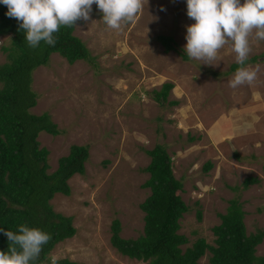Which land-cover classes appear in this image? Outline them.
<instances>
[{
  "label": "rangeland",
  "instance_id": "374dc122",
  "mask_svg": "<svg viewBox=\"0 0 264 264\" xmlns=\"http://www.w3.org/2000/svg\"><path fill=\"white\" fill-rule=\"evenodd\" d=\"M187 16L186 0H148L136 18L120 31L109 29L95 4L90 20H78L74 34L88 47L93 62L69 64L53 53L46 66L33 72L35 114L47 112L58 125L57 135L41 132L39 141L49 150V171L72 144L86 145L85 174H74L71 194L56 193L55 211L73 217L77 232L55 245L50 258H69L82 264H144L121 256L110 244V224L118 219L123 238L142 233L144 212L139 204L150 194L144 187L156 144L172 158L174 176L183 183L178 194L189 211L180 219L179 233L190 246L197 237L214 244L212 227L220 223L229 200L237 198L245 212L247 233L264 230V40L250 39L246 67L256 70L252 85L232 89L235 54L228 46L213 64L183 60ZM158 35L172 36L176 47L166 52ZM0 63L6 60L1 46ZM185 52V51H184ZM165 82L173 88L160 105L153 90ZM211 162L209 170L206 163ZM247 177L259 182L243 186ZM196 201L199 203L196 205ZM202 220L196 218L197 208ZM264 256V238L256 247ZM208 251L198 264H210Z\"/></svg>",
  "mask_w": 264,
  "mask_h": 264
},
{
  "label": "trees",
  "instance_id": "16d2710c",
  "mask_svg": "<svg viewBox=\"0 0 264 264\" xmlns=\"http://www.w3.org/2000/svg\"><path fill=\"white\" fill-rule=\"evenodd\" d=\"M7 11L0 3V37L10 36L9 43L1 46L6 60L0 63V229H3L0 251L8 249L9 241L4 231L17 232L24 224L38 227L51 236L39 257L30 264H82L67 257L50 258L57 243L77 232L73 217L55 211L51 200L56 193L71 194L68 180L74 174H85L89 149L86 145L72 144L68 154L58 159L57 167L49 171V150L41 145L38 137L41 132L57 135L60 130L49 113L32 112L38 98L32 82L34 70L48 65L53 53L60 54L69 64L78 60L93 62L94 57L74 34L75 25L61 27L54 34L55 46L41 41L37 48L29 47L24 31L18 30V21L8 17ZM157 39L166 52L176 47L172 36L158 35ZM181 52L183 60H187L186 53ZM254 60L255 57H251L245 64ZM237 67L236 62L231 64L230 71H236ZM173 86L172 82H165L160 89L153 90L154 100L160 105L178 104V100H168ZM147 154L151 160L144 167L149 173L144 187L150 189V194L139 204L144 212L142 233L134 239L123 238L120 221L113 219L110 224V244L121 256L144 264H198L208 251L210 264H264V256L256 254L264 230L246 232L245 212L237 198L229 200L225 213L219 214L220 223L212 227L214 244L197 237L183 250L181 246L189 242L186 235L178 232L180 219L189 211L178 194L183 183L174 176L172 158L164 146L156 144ZM211 166L208 162L204 169L209 170ZM258 182L256 177H247L243 186ZM196 218L202 220L199 207Z\"/></svg>",
  "mask_w": 264,
  "mask_h": 264
},
{
  "label": "clouds",
  "instance_id": "9594fccd",
  "mask_svg": "<svg viewBox=\"0 0 264 264\" xmlns=\"http://www.w3.org/2000/svg\"><path fill=\"white\" fill-rule=\"evenodd\" d=\"M148 0H0L25 34L29 47L43 41L55 46L54 36L61 27H72L76 21L90 20L95 4L109 29L120 31L133 21ZM187 16L194 23L186 26L184 51L188 58L213 64L220 59L225 46L235 54L239 65L228 81L232 89L252 85L256 70L246 67L251 52L250 39L264 40V0H186ZM3 231V229H0ZM9 244L0 251V264H30L36 260L51 236L38 227L20 225L17 232L4 231Z\"/></svg>",
  "mask_w": 264,
  "mask_h": 264
}]
</instances>
